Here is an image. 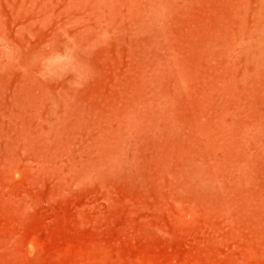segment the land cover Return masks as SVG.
<instances>
[{
	"label": "rangeland",
	"instance_id": "1",
	"mask_svg": "<svg viewBox=\"0 0 264 264\" xmlns=\"http://www.w3.org/2000/svg\"><path fill=\"white\" fill-rule=\"evenodd\" d=\"M0 264H264V0H0Z\"/></svg>",
	"mask_w": 264,
	"mask_h": 264
}]
</instances>
